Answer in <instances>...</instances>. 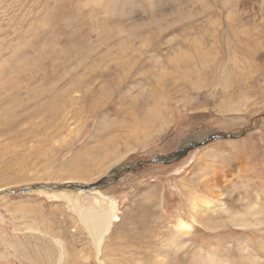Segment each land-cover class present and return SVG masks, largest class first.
Instances as JSON below:
<instances>
[{"label":"rangeland","instance_id":"374dc122","mask_svg":"<svg viewBox=\"0 0 264 264\" xmlns=\"http://www.w3.org/2000/svg\"><path fill=\"white\" fill-rule=\"evenodd\" d=\"M0 264H264V0H0Z\"/></svg>","mask_w":264,"mask_h":264},{"label":"bare ground","instance_id":"6f19581e","mask_svg":"<svg viewBox=\"0 0 264 264\" xmlns=\"http://www.w3.org/2000/svg\"><path fill=\"white\" fill-rule=\"evenodd\" d=\"M113 214V206H110L109 210H96L92 206L79 210V216L83 226L89 230V233L92 234L91 236L97 244H99L104 234L109 230ZM178 228L180 230H186L188 225L181 219L178 223Z\"/></svg>","mask_w":264,"mask_h":264},{"label":"water","instance_id":"95a60500","mask_svg":"<svg viewBox=\"0 0 264 264\" xmlns=\"http://www.w3.org/2000/svg\"><path fill=\"white\" fill-rule=\"evenodd\" d=\"M219 135L214 134L211 137L208 138V140H211L215 137H218ZM199 145V143H196L194 141H187L185 142L183 145H181L176 151L169 153L165 156L162 157V161L163 162H168L171 160H176V159H180L182 157H184L191 149L197 147ZM120 171V172H119ZM121 172H123V169L120 168V170L117 171V174H120ZM37 188H41V189H45V188H52L50 186H45V185H40L37 186ZM30 189H23V192L29 191Z\"/></svg>","mask_w":264,"mask_h":264}]
</instances>
